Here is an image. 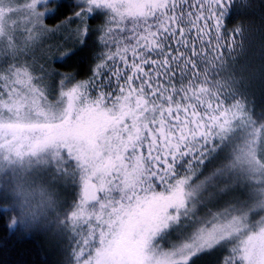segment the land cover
Returning a JSON list of instances; mask_svg holds the SVG:
<instances>
[{
  "label": "snow or ice",
  "instance_id": "1",
  "mask_svg": "<svg viewBox=\"0 0 264 264\" xmlns=\"http://www.w3.org/2000/svg\"><path fill=\"white\" fill-rule=\"evenodd\" d=\"M232 2L0 0V136L27 133L78 175L67 264H191L225 244L222 264H264V110L238 87ZM93 32L91 74L61 76L53 102L60 74L37 75L36 50L64 61Z\"/></svg>",
  "mask_w": 264,
  "mask_h": 264
},
{
  "label": "trees",
  "instance_id": "2",
  "mask_svg": "<svg viewBox=\"0 0 264 264\" xmlns=\"http://www.w3.org/2000/svg\"><path fill=\"white\" fill-rule=\"evenodd\" d=\"M67 2L70 3L71 0ZM65 15L66 11L62 10L55 18H48L46 23L53 27ZM99 23L101 18L98 17L89 21L93 29ZM237 26L243 29V36L234 37L237 41L235 69L237 78H244L238 87L245 93L249 106L259 115L264 110V0H233L227 28L230 30ZM95 40L96 34L90 33L87 47L77 50L71 58L49 61L50 63L47 60L46 72L59 73V76L72 74L77 80L86 79L91 74ZM223 51L227 56V49ZM229 63L232 61L229 60ZM35 68L36 74L40 75L39 69L36 66ZM46 80L45 83L48 84ZM5 195L0 192V264H67L69 250L66 247L61 250L54 237H49V234L40 228L36 212L27 211L34 213L30 219L29 214L20 217L18 209L11 207L12 201ZM225 255L226 251L207 252L191 264H222Z\"/></svg>",
  "mask_w": 264,
  "mask_h": 264
},
{
  "label": "rangeland",
  "instance_id": "3",
  "mask_svg": "<svg viewBox=\"0 0 264 264\" xmlns=\"http://www.w3.org/2000/svg\"><path fill=\"white\" fill-rule=\"evenodd\" d=\"M59 40V36L46 39L42 47L47 49L49 45H54ZM41 51L42 49H37L35 53V66L39 69V73L41 65L44 66L45 72L48 67L47 61L41 58ZM57 76H51L46 80L50 87V99L53 102L58 98L60 90L61 76ZM62 163L63 158H58L55 149L42 146L27 133L0 136V192H4L5 196L12 201L11 207L18 209L20 217L29 214L28 219H30L34 216L33 212H36L40 228L48 233L49 237H54L55 243L61 250L63 248L65 250L66 247L70 252L72 240L62 224V219L69 210V206L78 198L79 183L78 175L73 176L71 171L68 175L59 174ZM230 198L225 197L219 203L210 204L209 207L213 211L222 210L225 201ZM27 211H33V214ZM207 211V208H201L198 214L203 216ZM255 218L259 219L258 216ZM171 239L174 237L169 238ZM160 243L164 248L170 246L168 240ZM231 247V244H225L207 252L226 251L227 255ZM207 252L197 257L204 256ZM197 257H194L192 261H195Z\"/></svg>",
  "mask_w": 264,
  "mask_h": 264
}]
</instances>
